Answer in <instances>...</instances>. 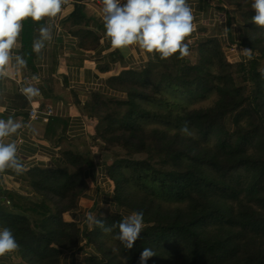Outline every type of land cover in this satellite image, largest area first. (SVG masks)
Instances as JSON below:
<instances>
[{
    "label": "trees",
    "instance_id": "1",
    "mask_svg": "<svg viewBox=\"0 0 264 264\" xmlns=\"http://www.w3.org/2000/svg\"><path fill=\"white\" fill-rule=\"evenodd\" d=\"M85 1L74 0L68 22L85 27L77 32L80 48L96 50L106 40L93 26L103 23L80 10ZM252 3L199 0L196 6L199 13L240 17L248 35L234 45L250 50L251 59L238 68L207 27L183 59L179 52L168 59L152 52L129 68L113 51L102 69L112 93L91 92L82 103L89 128L73 142L82 149L65 151L60 166L26 171L32 198L0 189V228L19 244L4 264H62L76 249L87 253L81 264H139L146 247L156 252L147 264H264V27L253 23ZM25 28L23 52L39 56L32 25ZM29 68L35 75L36 66ZM57 68L38 99L64 97L67 77L59 74L63 64ZM15 104L26 108L30 101L19 95ZM70 123L50 119L45 141L61 148ZM184 125L192 135L181 132ZM98 169L114 206L100 208L97 195L90 212L111 233L89 228L80 211L88 177L96 180ZM133 211L144 213V228L127 249L114 238V226Z\"/></svg>",
    "mask_w": 264,
    "mask_h": 264
},
{
    "label": "crops",
    "instance_id": "2",
    "mask_svg": "<svg viewBox=\"0 0 264 264\" xmlns=\"http://www.w3.org/2000/svg\"><path fill=\"white\" fill-rule=\"evenodd\" d=\"M198 1H187L188 6L193 12V23L198 26L200 31L196 40L203 37L202 29L204 27L210 28L209 37H218L222 40L223 45H225L226 55L234 63L235 68H238L242 63H246L248 60L241 58L244 51L242 53L240 51L230 52V49L235 47V43H238L241 38L248 35V31L243 26L241 19L235 18L232 14H230V18H225L223 14L226 15L228 13L220 14L213 10L208 13H199L196 11ZM124 2L125 0H120L121 4ZM75 5L74 0L67 5H62L60 13L55 17H43L40 21H34L31 17L22 20V27L17 42L9 53V62L2 69L3 74H0V120L7 121L11 118L14 123L20 124L15 133L4 137L0 142L5 144L15 143L18 149L17 156L19 162L24 166V171L20 174L11 167L0 172V189L22 197L32 198L34 195L26 180V171L37 167L60 166L65 162V151L68 149H82V147H76L73 142L86 133L85 114L82 103L88 98L89 94L95 91H102L106 94L112 93L106 84L107 74L102 69L111 64V54L116 48L111 47V38L106 35V29L102 20L103 3H98L97 0H88L78 5L85 16L103 23V27L101 28H98L97 25L93 26V29L97 30V35L103 41L106 40L105 46H99L96 50H84L80 48V39L77 36V32L85 29V27H71L68 22L69 17L75 11ZM215 17H218L221 24L219 31H213L215 27L211 24V20ZM26 25H32L33 27V32H35L34 44L39 42L43 45L39 56H27L22 50ZM41 27L49 28L51 32L50 39H45L41 36ZM117 49L125 57L129 68H136L142 65L150 56V53L142 49L138 44ZM17 56L24 61L23 64L17 61ZM30 64L36 66L35 75L31 73ZM58 64H63L64 69L59 71V74L65 75L68 82V86L64 85L67 89L64 97H61L59 101L55 98L38 99L37 95L29 99L24 94L23 89L31 87L39 91L46 84L47 80L56 76L57 70H59L57 68ZM19 95L25 96L30 101L28 107L22 108L15 104ZM34 107L41 110L52 108L54 111L52 118L58 116L70 119L71 123L67 132L68 140L62 142L61 148H54L45 141L48 123H44L41 120L32 121L29 119V111ZM100 172L103 175L102 169H99L98 174ZM105 186L108 191L112 190L108 180L105 182ZM97 201H100V198ZM70 254L73 256L71 252L67 253L64 256L63 262ZM84 255L86 254L80 256L79 262L77 257H72L66 262L68 264H81L84 260ZM5 262L0 256V264H4Z\"/></svg>",
    "mask_w": 264,
    "mask_h": 264
},
{
    "label": "clouds",
    "instance_id": "3",
    "mask_svg": "<svg viewBox=\"0 0 264 264\" xmlns=\"http://www.w3.org/2000/svg\"><path fill=\"white\" fill-rule=\"evenodd\" d=\"M65 0H0V74L8 64L10 50L17 42L21 31V21L31 17L40 21L43 17H55L61 11ZM104 27L106 35L111 38L113 48H126L138 44L147 52H157L161 59H168L177 52L180 58L189 55V44L183 43L185 38L193 31V12L187 0H102ZM252 8L255 15L252 21L255 25L264 27V0H253ZM40 34L45 39L51 38L48 27H41ZM42 43L34 44V51L39 53ZM250 57V50H244ZM21 64L24 61L17 56ZM23 92L29 99L38 95V89L25 88ZM20 127L11 118L7 121L0 120V141ZM182 133L192 135L187 125L182 126ZM15 143L0 142V172L12 168L18 174L24 171V166L19 162ZM86 222L89 228L94 225L111 233L112 228H105L104 223L97 219L92 212L86 213ZM118 233L115 239L119 240L125 248L131 249L144 228V213L133 211L125 216L117 225ZM19 248L12 231L9 228H0V256L13 252ZM113 251H118L113 249ZM156 255V252L146 247L140 254L139 264Z\"/></svg>",
    "mask_w": 264,
    "mask_h": 264
},
{
    "label": "rangeland",
    "instance_id": "4",
    "mask_svg": "<svg viewBox=\"0 0 264 264\" xmlns=\"http://www.w3.org/2000/svg\"><path fill=\"white\" fill-rule=\"evenodd\" d=\"M228 13V12H226ZM223 16L225 18H230V14H223ZM235 18H240L239 16H235L233 15ZM211 24L214 25V30L213 31H219L221 29V24L220 21L218 20V17L213 18V20H211ZM195 44V43H194ZM223 47H225V45H223ZM236 52V51H235ZM242 53V52H241ZM238 55V54H237ZM240 55V53H239ZM238 57V56H237ZM241 58L243 60H249L250 57L248 55H245V53H242ZM235 69V67H234ZM238 78V76H237ZM239 82H241L240 78H239ZM85 121V118H84ZM86 130L85 132L88 131V124L86 123ZM99 171V169H98ZM100 175V176H99ZM91 175H89V186H88V192L86 194V196L84 198H82L81 202V210L82 211V215L84 212H90L95 204V197L98 195L100 198V201H97L100 203V208L102 209H106L107 211L111 210V208L114 206V201H113V197H112V190H107V187L105 186V182L107 181V179L101 174H98L97 172V176H96V180L92 181L90 178ZM96 202V203H97ZM85 213V214H86ZM84 214V215H85ZM73 256L70 254L69 256L66 257V259L64 260V262H62V264H68L66 261L70 260L72 257H77L78 262L80 261V256H83V254H86L82 249H76L73 251H70ZM84 255V256H86ZM7 257V254L4 256H1L2 260H5ZM65 258V257H64ZM8 262V260H5Z\"/></svg>",
    "mask_w": 264,
    "mask_h": 264
},
{
    "label": "built area",
    "instance_id": "5",
    "mask_svg": "<svg viewBox=\"0 0 264 264\" xmlns=\"http://www.w3.org/2000/svg\"><path fill=\"white\" fill-rule=\"evenodd\" d=\"M73 0H65V3L62 5H67L68 3L72 2ZM98 3H102V0H97ZM198 33H200L198 26L193 23V31L192 33L185 38V43L189 44V47L194 45L196 38L198 36ZM239 52V50L236 47H232L230 49V52ZM237 54V53H235ZM54 116V111L52 108H47L44 110L37 109V107L31 108L29 111V119L32 121H38L41 120L44 123H48L51 119V117Z\"/></svg>",
    "mask_w": 264,
    "mask_h": 264
}]
</instances>
